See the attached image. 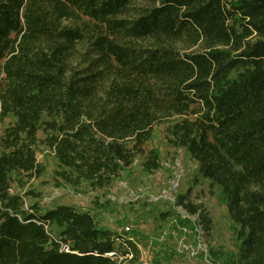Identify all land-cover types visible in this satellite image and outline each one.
<instances>
[{
	"label": "trees",
	"instance_id": "16d2710c",
	"mask_svg": "<svg viewBox=\"0 0 264 264\" xmlns=\"http://www.w3.org/2000/svg\"><path fill=\"white\" fill-rule=\"evenodd\" d=\"M135 1L0 0V121L13 119L0 136V264H116L119 232L92 211L27 205L12 185L44 174L41 146L57 186L110 187L138 156L155 172L146 143L161 124L218 189L239 260L264 264V0ZM174 206L211 228L192 187Z\"/></svg>",
	"mask_w": 264,
	"mask_h": 264
},
{
	"label": "rangeland",
	"instance_id": "374dc122",
	"mask_svg": "<svg viewBox=\"0 0 264 264\" xmlns=\"http://www.w3.org/2000/svg\"><path fill=\"white\" fill-rule=\"evenodd\" d=\"M147 2L136 0L135 5ZM12 121V118L0 121V136ZM165 128L166 124L156 126L153 138L146 143L147 149L158 148L161 154V167L155 172L144 170V157L138 156L133 166L110 187L57 186L56 159L50 149L41 146L38 159L46 167L44 174L29 179L23 188L14 183L12 191L23 195L27 205L37 202L43 210L59 204L90 210L102 227L117 232L125 225L131 226L132 234L152 264H242L238 258L241 248L238 227L230 219L218 189H211L208 180L197 176V162L186 149L168 142ZM43 136L39 132V137ZM173 180L177 182L174 192L171 191ZM189 187H192V197L203 202L209 212L212 224L208 230L187 226L177 218L183 211L174 206L175 196ZM102 203H108L107 207L98 205ZM163 211L173 214L163 219L160 217ZM56 230L52 226V231Z\"/></svg>",
	"mask_w": 264,
	"mask_h": 264
},
{
	"label": "built area",
	"instance_id": "2783aa9c",
	"mask_svg": "<svg viewBox=\"0 0 264 264\" xmlns=\"http://www.w3.org/2000/svg\"><path fill=\"white\" fill-rule=\"evenodd\" d=\"M176 186L177 182L173 180L171 187L172 192L175 191ZM183 214L187 216L184 211ZM118 234L120 237L115 238L117 245L116 248L108 253V255L115 260L116 264H152L147 256L146 250L139 245L138 241L132 234L131 226L125 225ZM129 241L137 246V253H135L132 248L133 246L129 243Z\"/></svg>",
	"mask_w": 264,
	"mask_h": 264
}]
</instances>
